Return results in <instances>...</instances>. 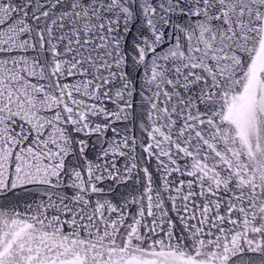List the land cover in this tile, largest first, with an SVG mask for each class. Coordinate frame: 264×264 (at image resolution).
<instances>
[{
  "label": "snow or ice",
  "instance_id": "snow-or-ice-1",
  "mask_svg": "<svg viewBox=\"0 0 264 264\" xmlns=\"http://www.w3.org/2000/svg\"><path fill=\"white\" fill-rule=\"evenodd\" d=\"M0 264H264V0H0Z\"/></svg>",
  "mask_w": 264,
  "mask_h": 264
}]
</instances>
